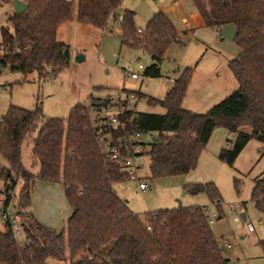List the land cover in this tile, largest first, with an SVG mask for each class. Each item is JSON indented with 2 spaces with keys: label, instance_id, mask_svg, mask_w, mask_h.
I'll return each mask as SVG.
<instances>
[{
  "label": "trees",
  "instance_id": "1",
  "mask_svg": "<svg viewBox=\"0 0 264 264\" xmlns=\"http://www.w3.org/2000/svg\"><path fill=\"white\" fill-rule=\"evenodd\" d=\"M13 0H7L12 3ZM26 9L12 10L6 26L0 28V71L7 69L38 79L57 76L68 66L67 46L57 40L58 27L73 15L81 24L107 29L110 20L122 17L120 45L149 54L152 64L143 71L146 78L161 76V63L173 44H180L179 32L163 12H156L142 29L134 25L132 12L120 13L124 0H20ZM204 27L220 30L233 25V43L238 55L227 64L236 89L205 113L182 108L193 75L185 68L163 100L140 92L126 91V101L146 98L164 114L139 113L125 101L118 119L123 130L155 133L144 154L153 179L186 175L197 167L198 158L215 129L229 138L217 159L228 166L251 141L264 144V0H190ZM247 128L248 132H244ZM36 132L31 156L36 175L21 176L22 143ZM155 139V141H153ZM0 180L11 200L21 176V196L29 203L32 183L37 180L61 184L71 209L65 228L57 232L29 211L19 212L24 241H17L8 225L0 230V264H230L210 229L208 208L181 206L143 214L140 218L114 190L126 181L120 167L106 160L91 126L84 103L76 104L67 118H46L40 107L29 110L9 105L0 119ZM238 179L234 180L237 186ZM189 195H205L219 207L221 197L214 183H188ZM250 203L264 217V176L252 181ZM264 256V240L257 242Z\"/></svg>",
  "mask_w": 264,
  "mask_h": 264
},
{
  "label": "rangeland",
  "instance_id": "2",
  "mask_svg": "<svg viewBox=\"0 0 264 264\" xmlns=\"http://www.w3.org/2000/svg\"><path fill=\"white\" fill-rule=\"evenodd\" d=\"M175 4L179 7L176 8ZM12 10V3L0 0V28L6 26ZM126 11L134 13V25L138 29H142L156 12L163 11L179 32L181 42L168 49L161 63L159 78L143 76V71L152 64L151 57L141 50L120 45V26L117 22L110 20L107 31L103 32L98 27L79 23L74 14L71 21L59 26L57 32L58 39L67 46L69 53L68 66L61 73L57 76L50 75L49 79H38L36 74L25 77L7 69L0 71V119L9 105H14L29 110L40 107L44 117L65 120L76 104H86L91 96L125 97L123 90L163 100L173 80L185 68H193L190 88L182 106L189 111L205 113L234 91L237 83L227 66L239 53L233 43V25H225L220 30L201 26L197 23L199 15L190 0H124L120 13ZM77 56H82L83 60L77 62ZM138 65L143 69L138 70ZM132 73L138 75L137 80L130 79ZM129 107L139 113L164 114L160 107L148 105L146 98L132 100ZM217 130L225 132L218 128L213 133ZM243 131L248 132V129L243 128ZM35 136L36 132L27 136L22 143L24 171L21 176L38 172V166L31 156ZM154 137L155 133H145L141 141L148 144ZM252 146L247 150L250 151ZM207 154L201 159V167L199 165L194 171L160 179L150 176L149 159L142 155V168L138 176L148 184L149 189L141 192L137 180H126L115 184L114 190L140 218L148 212L178 208L179 203L181 206H205L208 208V217L212 213L216 214L210 224L212 233L220 244L222 240H226L231 246L230 249L222 247V256L230 264H264L263 253L257 245L258 241L264 240V217L249 201L252 181L264 171V157L249 175H244L238 168V163L228 166L212 153ZM6 165L0 156V166ZM21 176L14 177L17 182L15 189L12 195L8 193L11 196L12 211H25L28 204L21 196V189L24 187ZM235 179L239 180L237 186L234 184ZM206 182H212L217 187L221 197L219 207L210 205L205 195L192 196L185 190L188 183ZM6 194L5 186L0 180V202L5 200ZM29 203L33 214L41 223L57 232L65 228L71 209L61 184L35 179ZM241 214L247 216V222L233 220ZM247 223H250L253 231H249ZM4 228V224L0 222V230ZM48 264L67 263L50 261Z\"/></svg>",
  "mask_w": 264,
  "mask_h": 264
},
{
  "label": "built area",
  "instance_id": "3",
  "mask_svg": "<svg viewBox=\"0 0 264 264\" xmlns=\"http://www.w3.org/2000/svg\"><path fill=\"white\" fill-rule=\"evenodd\" d=\"M122 17H118L115 22L120 26ZM142 66L138 65V70H142ZM131 80H137L138 75L136 73L130 74ZM134 100L130 97L126 101L125 97H111L93 98L90 97L89 101L85 104L87 112L91 117V126L95 134L97 143L103 152L106 160L110 163L117 164L121 169V174L126 180H137L138 189L141 192H145L149 189L148 184L139 178L141 172L140 157L145 155L147 147L144 146L141 138L142 133L134 132L128 137L116 136L114 133L119 129L123 130L124 127L118 119L119 110L122 109L124 102L128 104ZM232 215L235 213L232 211ZM216 214L212 213L208 217L209 224H212ZM240 217H234V221H239ZM0 222L4 225H8V228L12 232L14 238L19 241H24L22 218L19 211H12L11 200L9 202H0ZM249 231H253L250 224H247ZM221 247L230 249L231 246L228 241L222 240Z\"/></svg>",
  "mask_w": 264,
  "mask_h": 264
},
{
  "label": "crops",
  "instance_id": "4",
  "mask_svg": "<svg viewBox=\"0 0 264 264\" xmlns=\"http://www.w3.org/2000/svg\"><path fill=\"white\" fill-rule=\"evenodd\" d=\"M175 7L178 8L179 5L178 4H175ZM114 23H115V19L112 20ZM197 23L200 24L201 26L204 27L203 25V22L199 16L198 20H197ZM59 28V27H58ZM177 29V28H176ZM120 30V28H119ZM101 31L103 32H106V30H102ZM57 32H58V29H57ZM57 35V33H56ZM57 40L60 41L58 39V36H57ZM61 42V41H60ZM63 43V42H62ZM238 55V54H237ZM193 77V76H192ZM191 77V78H192ZM191 80L189 81V84H188V87H187V90L190 88V84H191ZM174 81V80H173ZM237 87V85H236ZM236 87H234L233 90L236 89ZM232 90V91H233ZM168 91H166L167 93ZM165 93V94H166ZM230 94V93H229ZM228 94V95H229ZM187 95V91H186V94L184 96V99L182 101V104L181 106H183V102L185 100V97ZM227 95V96H228ZM183 108V107H182ZM185 109V108H183ZM187 110V109H185ZM189 111V110H188ZM192 112V111H191ZM225 132H220V131H215L214 133H212L207 145H206V148L204 149V151L200 154L199 158H198V163H197V167L200 165L201 167V163H202V160H203V156H206L208 155L207 153L210 152L212 153L213 155H215L217 157L219 151L226 146V141L227 139L229 138V134L227 133L226 130H223ZM226 133V134H225ZM252 143H257V144H252ZM250 145H253L252 146V149L250 151H248V147H250ZM208 151V152H207ZM263 152V154H262ZM206 153V154H204ZM244 155V156H243ZM264 157V144L263 143H260L256 140H251L246 146L245 148L242 150V152L239 154V156L237 157V159L235 160L234 164L238 163V168L241 170L242 173H244V175H249L251 173V171L253 170V168L255 167L256 164H258V161H260L261 158ZM202 159V160H201ZM196 167V168H197ZM202 167H203V164H202ZM37 173V172H36ZM36 173L32 174V175H36ZM260 176H264V171H262L261 173H259L255 178H258ZM253 179V180H254ZM41 181V180H39ZM41 182H45V181H41ZM45 183H48V182H45ZM63 188V187H62ZM24 207V206H23ZM24 210V209H23ZM25 211H29L33 214V211L31 210L30 208V203L27 204L26 208H25ZM20 212V211H19ZM34 215V214H33ZM71 215V210L69 212V215H67L68 217ZM36 217V215H34ZM67 217V218H68ZM66 218V220H67ZM36 219H38L36 217ZM39 220V219H38ZM41 222V221H40ZM246 222H247V216H246ZM259 223H261V220H259ZM247 224H250V223H247ZM243 237H241L242 239Z\"/></svg>",
  "mask_w": 264,
  "mask_h": 264
},
{
  "label": "water",
  "instance_id": "5",
  "mask_svg": "<svg viewBox=\"0 0 264 264\" xmlns=\"http://www.w3.org/2000/svg\"><path fill=\"white\" fill-rule=\"evenodd\" d=\"M12 7H13L14 13L19 15L26 9V4H24L20 0H13L12 1ZM82 60H83L82 56H77V58H76L77 62H80ZM153 141H155V139ZM178 207H181L180 203H179ZM240 219H241L242 222L245 223L246 222V215L245 214H241L240 215Z\"/></svg>",
  "mask_w": 264,
  "mask_h": 264
}]
</instances>
